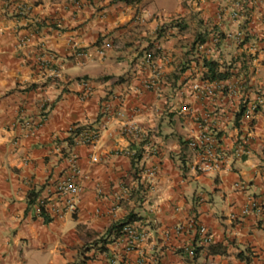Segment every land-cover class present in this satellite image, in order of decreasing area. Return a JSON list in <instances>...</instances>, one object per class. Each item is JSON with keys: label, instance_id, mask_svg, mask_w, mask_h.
Here are the masks:
<instances>
[{"label": "crops", "instance_id": "0c3cea01", "mask_svg": "<svg viewBox=\"0 0 264 264\" xmlns=\"http://www.w3.org/2000/svg\"><path fill=\"white\" fill-rule=\"evenodd\" d=\"M12 4L30 14L12 16ZM210 59L232 75L210 81ZM260 98L264 0H0V264L259 263L264 104L245 111ZM76 126L95 144L78 143ZM201 130L216 140L209 166L188 145ZM69 152L74 209L57 189ZM131 214L147 239L103 250L100 237ZM201 225L213 241L191 257Z\"/></svg>", "mask_w": 264, "mask_h": 264}, {"label": "built area", "instance_id": "2783aa9c", "mask_svg": "<svg viewBox=\"0 0 264 264\" xmlns=\"http://www.w3.org/2000/svg\"><path fill=\"white\" fill-rule=\"evenodd\" d=\"M239 14L238 10L234 11V16L237 17ZM231 36H233L238 42L242 43L244 40L243 32H235L231 33ZM111 44L108 43L107 46H110ZM197 48H202L203 43L198 42L196 44ZM147 61H152V55L148 54ZM147 87H153L152 82L146 83ZM198 87V86H197ZM88 94H90V88H88ZM264 104V99L260 98L257 102L251 104L245 111L247 117L255 115V113L258 111L260 106ZM186 107H184V110ZM124 132L128 133L134 139H137L139 137V130L135 126H125ZM97 135L95 132H84L80 135L79 142L86 143L87 145H94L96 141ZM215 138L212 134L207 133L204 130H201L197 135H195L189 142L188 145L193 148L199 155L202 157V160L205 162L206 166H209L210 161L216 160L217 153L215 148ZM135 150L129 151L128 155L132 156L134 155ZM77 155L73 152H69L68 154V162L70 164V168L72 169V173L70 176H67L64 178V180L60 181L57 184V189L61 193H67L71 196L70 199V207L74 209L75 207V197L78 194L80 187L76 184V175L80 172L78 163H77ZM204 166V167H206ZM148 173L152 176L155 175V170L150 169L148 170ZM151 188H155L153 185H151ZM45 201H41L38 203V207L41 210V207L44 206ZM257 203L253 200L250 203V206L246 207L243 210V214H246L250 211V208H257ZM199 233V240L198 245H193L191 248H187V253L189 256L196 255V246H207L212 244L213 241V235L209 231V229L206 226L201 225L198 229ZM123 236L126 240V246L128 250H132L135 248V246L138 243H141L142 241H145L147 239L148 233L147 231L141 226L139 221H135L123 228ZM252 264H264V259H260L259 263H256V259L253 260Z\"/></svg>", "mask_w": 264, "mask_h": 264}, {"label": "trees", "instance_id": "16d2710c", "mask_svg": "<svg viewBox=\"0 0 264 264\" xmlns=\"http://www.w3.org/2000/svg\"><path fill=\"white\" fill-rule=\"evenodd\" d=\"M15 9V5L12 4V11ZM13 12H16L13 11ZM30 14V11H28L24 16L27 17L28 15ZM200 39V40H199ZM203 39H201V37H198V39H196L193 43V45L196 46V44L198 42H202L203 43ZM244 43V41H243ZM221 64L217 61V60H208L206 61V66L208 67V74H207V78L210 80V81H219V80H225L227 78H229L232 74L230 73V66H227L225 68V70H222L219 68ZM245 110V108L243 107L242 108V112ZM241 113V112H240ZM84 129H90L89 126H76V128H74V130L72 131L71 134L75 135V136H79L81 131L84 130ZM89 132V131H87ZM69 139V142L72 143L73 142V139H72V135H70V137H68ZM135 149V153L134 155H132V158H133V161L135 163V161L137 162L138 159H141L142 158V152H141V148L140 147H136L134 148ZM36 198H37V194L36 193H30L29 194V199H30V202L33 203L36 201ZM42 210H44V206H42ZM142 217L139 216L138 214H131L127 217V219L121 221V222H116V223H113L111 225V227L109 229H107L105 231V233L100 237V241L102 242V246L101 248L103 250H105V246L107 244V242L110 240H114V238H118L119 236H122L123 235V228L135 221H138V220H141ZM114 234V237H111L113 236ZM201 249V247L199 246H196V254L198 253V251ZM211 252H215V250H213L211 248ZM196 256V255H195Z\"/></svg>", "mask_w": 264, "mask_h": 264}, {"label": "clouds", "instance_id": "9594fccd", "mask_svg": "<svg viewBox=\"0 0 264 264\" xmlns=\"http://www.w3.org/2000/svg\"><path fill=\"white\" fill-rule=\"evenodd\" d=\"M16 0H13V2H15ZM30 7L29 6H22V5H20L19 7H18V9L16 10V12H13L12 11V13H11V15L12 16H16L17 18H20V17H23V18H26L24 15L28 12V11H30V9H29ZM244 41V40H243ZM202 43V42H201ZM243 43V42H242ZM90 92H91V90H90ZM74 128H76V127H74ZM85 130V129H84ZM84 130H82L81 132V134H83L84 133ZM91 132V131H90ZM80 134V135H81ZM75 204V203H74ZM41 210H42V207H41Z\"/></svg>", "mask_w": 264, "mask_h": 264}]
</instances>
